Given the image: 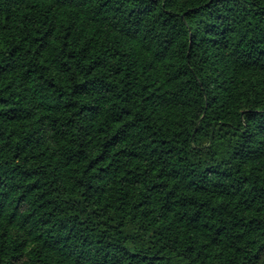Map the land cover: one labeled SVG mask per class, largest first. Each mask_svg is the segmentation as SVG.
Instances as JSON below:
<instances>
[{
	"label": "trees",
	"instance_id": "1",
	"mask_svg": "<svg viewBox=\"0 0 264 264\" xmlns=\"http://www.w3.org/2000/svg\"><path fill=\"white\" fill-rule=\"evenodd\" d=\"M264 0H0V264H264Z\"/></svg>",
	"mask_w": 264,
	"mask_h": 264
},
{
	"label": "clouds",
	"instance_id": "2",
	"mask_svg": "<svg viewBox=\"0 0 264 264\" xmlns=\"http://www.w3.org/2000/svg\"><path fill=\"white\" fill-rule=\"evenodd\" d=\"M262 79H264V77H262ZM259 91H260V96L258 98L262 102V107H264V83L260 84Z\"/></svg>",
	"mask_w": 264,
	"mask_h": 264
}]
</instances>
